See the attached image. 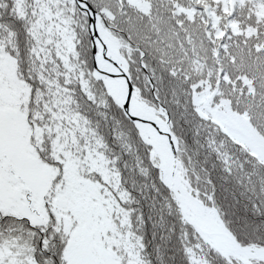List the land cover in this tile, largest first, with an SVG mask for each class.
<instances>
[{
    "label": "snow or ice",
    "instance_id": "snow-or-ice-1",
    "mask_svg": "<svg viewBox=\"0 0 264 264\" xmlns=\"http://www.w3.org/2000/svg\"><path fill=\"white\" fill-rule=\"evenodd\" d=\"M0 264H264V0H0Z\"/></svg>",
    "mask_w": 264,
    "mask_h": 264
}]
</instances>
